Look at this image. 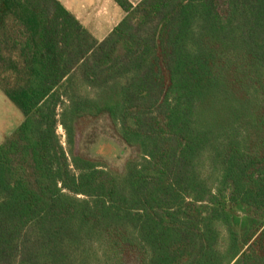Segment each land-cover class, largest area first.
<instances>
[{
  "label": "trees",
  "instance_id": "1",
  "mask_svg": "<svg viewBox=\"0 0 264 264\" xmlns=\"http://www.w3.org/2000/svg\"><path fill=\"white\" fill-rule=\"evenodd\" d=\"M0 0V264H264V0ZM106 118L133 150L84 154ZM63 126L66 140L59 134Z\"/></svg>",
  "mask_w": 264,
  "mask_h": 264
},
{
  "label": "rangeland",
  "instance_id": "2",
  "mask_svg": "<svg viewBox=\"0 0 264 264\" xmlns=\"http://www.w3.org/2000/svg\"><path fill=\"white\" fill-rule=\"evenodd\" d=\"M2 99V100H1ZM0 145L24 121L23 112L6 97L0 88ZM63 141L66 132L63 126L58 129ZM81 150L89 157L107 162L116 169H121L125 162L134 155L122 139L115 133L110 121L101 118L85 126L81 137Z\"/></svg>",
  "mask_w": 264,
  "mask_h": 264
},
{
  "label": "crops",
  "instance_id": "3",
  "mask_svg": "<svg viewBox=\"0 0 264 264\" xmlns=\"http://www.w3.org/2000/svg\"><path fill=\"white\" fill-rule=\"evenodd\" d=\"M60 1L66 8L74 13L80 22L99 40H103L125 16V12L114 0ZM129 1L133 5H137L141 0ZM6 97L9 99L7 95ZM0 102L3 103V101Z\"/></svg>",
  "mask_w": 264,
  "mask_h": 264
}]
</instances>
